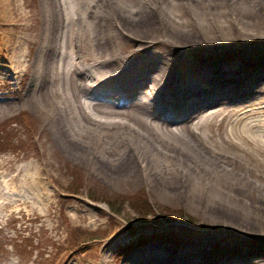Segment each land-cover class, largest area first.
Returning <instances> with one entry per match:
<instances>
[{
	"label": "bare ground",
	"instance_id": "obj_1",
	"mask_svg": "<svg viewBox=\"0 0 264 264\" xmlns=\"http://www.w3.org/2000/svg\"><path fill=\"white\" fill-rule=\"evenodd\" d=\"M36 5L4 0L0 14L52 147L109 183H168L217 227L120 264H264V0Z\"/></svg>",
	"mask_w": 264,
	"mask_h": 264
},
{
	"label": "rangeland",
	"instance_id": "obj_2",
	"mask_svg": "<svg viewBox=\"0 0 264 264\" xmlns=\"http://www.w3.org/2000/svg\"><path fill=\"white\" fill-rule=\"evenodd\" d=\"M29 2L36 9L37 0ZM3 20L0 14V264H103V256L120 264L146 246H169L186 230L189 238L217 228L168 183L159 190L109 183L90 159L52 147L46 124L24 103V63L7 60L11 33ZM29 163L46 170L14 171Z\"/></svg>",
	"mask_w": 264,
	"mask_h": 264
}]
</instances>
